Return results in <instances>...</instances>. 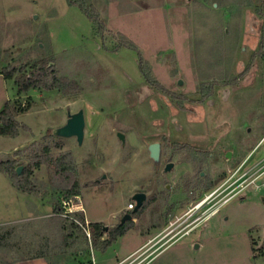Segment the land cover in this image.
Segmentation results:
<instances>
[{"label":"rangeland","instance_id":"1","mask_svg":"<svg viewBox=\"0 0 264 264\" xmlns=\"http://www.w3.org/2000/svg\"><path fill=\"white\" fill-rule=\"evenodd\" d=\"M83 2L104 37L69 0H0V73L13 75L10 103L26 109L19 135H0V162L23 167L33 190H12L0 173V264H89L92 252L96 264H116L149 235L153 249L166 248L146 264H264V0ZM43 60L77 91L19 94L15 79ZM79 110L83 145L48 133ZM156 142L165 145L159 163L149 152ZM139 192L147 205L108 249L92 231L88 244L65 245L55 208L82 203L85 223L110 231Z\"/></svg>","mask_w":264,"mask_h":264},{"label":"trees","instance_id":"2","mask_svg":"<svg viewBox=\"0 0 264 264\" xmlns=\"http://www.w3.org/2000/svg\"><path fill=\"white\" fill-rule=\"evenodd\" d=\"M70 5L72 6H80V8L89 16V18L94 23L95 33L104 37L105 34V23L100 18V16L91 12L86 8L83 0H69ZM126 47L135 48V45L132 43L123 44ZM260 48H264V17H263V25L261 32V41ZM142 57L140 58V67L143 72L145 79L153 86H159L158 82L152 80L149 71H146L142 64ZM2 74L5 79H13L12 74ZM15 83L18 89L19 94H25L30 92L31 90L36 89H45V90H62L65 95L74 94L77 91L76 84H69L68 79H61L57 76V72L51 66V62L47 60H43L39 63H36L32 66L31 71L29 73H24L20 77L15 79ZM68 87V88H67ZM26 109H19L13 106L10 102H8L4 109L0 112V135L9 136V137H17L20 132V128L23 127L16 120V116L20 114V112H25ZM48 133H52V130H49ZM0 172H4L9 174L12 177V181L14 186L25 193H33V190L28 186L27 179H25V175L28 176L30 173L26 172L22 176L18 175L16 172V168L14 163L11 161L0 162ZM74 187L78 186V183L75 181L73 183ZM80 196L78 192H69L68 197H78ZM62 210L55 208L54 213L55 216H59L62 214ZM78 221L81 223H77L74 220H70L69 217L62 218V228L64 229L63 238L65 245L69 248H75L77 245L81 244V242L88 244L89 239L85 233L83 226H85L84 216L80 215L79 212H75L72 214V217H76ZM133 222H128L125 225L119 226L116 229L105 231V227L101 223H91L89 225L90 230L93 232V243H100V248L103 250L108 249L114 242L118 240L119 237L123 236L130 230ZM83 225V226H82ZM106 236V239L102 241V239ZM77 255L82 256L84 252H77ZM11 264V263H7Z\"/></svg>","mask_w":264,"mask_h":264},{"label":"crops","instance_id":"3","mask_svg":"<svg viewBox=\"0 0 264 264\" xmlns=\"http://www.w3.org/2000/svg\"><path fill=\"white\" fill-rule=\"evenodd\" d=\"M7 81L8 80L5 79V77L3 75H0V112L4 109L5 105L8 102H11L13 100L7 94ZM0 173L3 174L7 178L6 182L11 187V189L17 190L15 188L14 184L12 183L9 175L7 173H4V172H0ZM17 192H19V191L17 190ZM78 205H79L78 208L79 207L84 208L82 203L78 204ZM91 223H100V221L90 222V224ZM128 232H126V234ZM155 237H156L155 235L154 236H150V235L147 236L145 242L142 245H140L136 250H134L132 253L128 254L125 258H123L122 260H120L116 264H132L130 262V260L133 258L135 260L134 264H146L147 262L154 259L158 254L161 253V251H163L166 248V247H161V248L153 249L154 247H153L152 243H153ZM261 239H262V241H260L261 242L259 244L260 246H261V244H264V232L262 234ZM254 248H255V246H253V242H252V250H253V253L255 255V251H254L255 249ZM10 263L11 264H60L59 262H53L51 259H49L45 256L25 258V259H21V260L10 262Z\"/></svg>","mask_w":264,"mask_h":264},{"label":"water","instance_id":"4","mask_svg":"<svg viewBox=\"0 0 264 264\" xmlns=\"http://www.w3.org/2000/svg\"><path fill=\"white\" fill-rule=\"evenodd\" d=\"M180 84H183L181 81ZM86 133V117L84 110H79L76 113H70L67 123L64 126L58 127L52 130V135L59 138L72 139L76 138V141L79 145H83ZM119 137L123 143H125V136L120 133ZM150 157L155 161H160L161 157V145L159 143H153L149 146ZM231 153H228V157H231ZM173 164H169L166 172H169ZM23 167H18L16 172L18 175H21ZM147 195L145 193L136 194L133 196V200L137 202L135 210L131 213H127L123 220L122 224L127 221L133 220L134 213L142 207L143 203L146 201ZM107 230L108 228L105 227Z\"/></svg>","mask_w":264,"mask_h":264},{"label":"flooded vegetation","instance_id":"5","mask_svg":"<svg viewBox=\"0 0 264 264\" xmlns=\"http://www.w3.org/2000/svg\"><path fill=\"white\" fill-rule=\"evenodd\" d=\"M156 143H159V142H156ZM160 145H161V157H160V161L162 160V156H163V152H164V149H165V145H163V144H161V143H159ZM170 146H173V147H178V143H172V144H170ZM228 153H230V152H228ZM228 153L226 154L227 156H228ZM232 155V154H231ZM160 161H158V162H155V163H159ZM169 164H173V167L171 168V170L169 171V172H166V169H167V167H168V165ZM175 169V163L173 162V161H169L168 163H166V165H165V167H164V171L166 172V173H170V172H172L173 170ZM204 176V173H201V177H203ZM232 186L233 185H230V186H228L226 189H224L219 195H222V194H224V192H226L227 190H229L230 189V191H229V193H227V194H231L236 188H232ZM168 188H170V186H168ZM232 188V189H231ZM140 193H143V192H139V193H136V194H140ZM135 194V195H136ZM146 194V193H145ZM147 195V194H146ZM147 199H148V197H147ZM147 199H146V201H147ZM144 202L143 203V205H142V207L141 208H139L135 213H134V215H133V220H131V221H133L134 222V220H135V215H139V213L141 212V211H143V209L145 208V206L147 205V202ZM135 203L136 204H134V208H133V211L135 210V208H136V206H137V202L135 201ZM133 211H128L127 213H131V212H133ZM126 213V214H127ZM125 214V215H126ZM124 215V216H125ZM124 216L121 218V221H120V224L118 225V227L119 226H122V225H125V224H127L128 222H131V221H127V222H125L124 224H122V220H123V218H124ZM105 227V226H104ZM109 229H105V231H108ZM160 235H157V237H159Z\"/></svg>","mask_w":264,"mask_h":264},{"label":"built area","instance_id":"6","mask_svg":"<svg viewBox=\"0 0 264 264\" xmlns=\"http://www.w3.org/2000/svg\"><path fill=\"white\" fill-rule=\"evenodd\" d=\"M64 205H65V206H69V205H70V202H64ZM78 206H79V205H76V204L73 205V207H70L69 209H66V210L64 211V213H62V215L65 216V217H69V218L73 219V218H72V214H73V213H75V212H85V210H84L83 207H79V208H78ZM133 208H134V203L130 204L129 207H128L129 210H131V209H133ZM80 225H81V224H80ZM82 226H83V225H82ZM83 228H84V230H85V233H86L88 239L91 241L92 234H91V230H90V228H89V225H88V224H85V226H83ZM89 264H96V261H95V258H94V254H93V252H92V257H91V259H90Z\"/></svg>","mask_w":264,"mask_h":264}]
</instances>
